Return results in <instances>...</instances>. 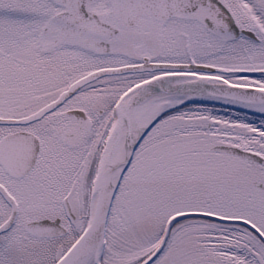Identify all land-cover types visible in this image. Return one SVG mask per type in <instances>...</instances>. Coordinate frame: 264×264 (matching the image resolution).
<instances>
[{"label":"snow or ice","instance_id":"obj_1","mask_svg":"<svg viewBox=\"0 0 264 264\" xmlns=\"http://www.w3.org/2000/svg\"><path fill=\"white\" fill-rule=\"evenodd\" d=\"M0 264H264V0H0Z\"/></svg>","mask_w":264,"mask_h":264}]
</instances>
